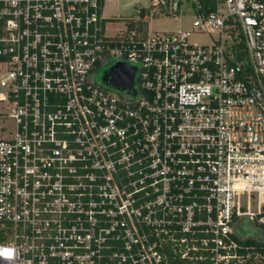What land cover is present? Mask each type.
Returning <instances> with one entry per match:
<instances>
[{"label": "built area", "instance_id": "built-area-1", "mask_svg": "<svg viewBox=\"0 0 264 264\" xmlns=\"http://www.w3.org/2000/svg\"><path fill=\"white\" fill-rule=\"evenodd\" d=\"M104 1L0 0V264H264V0H186L200 42Z\"/></svg>", "mask_w": 264, "mask_h": 264}, {"label": "rangeland", "instance_id": "rangeland-1", "mask_svg": "<svg viewBox=\"0 0 264 264\" xmlns=\"http://www.w3.org/2000/svg\"><path fill=\"white\" fill-rule=\"evenodd\" d=\"M177 1L180 2L178 8L175 10ZM185 1L186 0H105L101 7V15L104 17V31L110 36H117L121 30L126 28L129 22L137 24L147 33L190 29V20L193 13L191 10L187 9ZM188 39L190 41L200 42L206 40L207 35L203 32L191 30ZM111 62L112 60H109L102 64L97 70V76L101 74L104 69H107ZM3 66L4 65L0 63V67L2 68ZM257 209V203L254 201L251 202V210ZM255 224L256 223L250 224L249 221L242 219V225L236 228V230L238 234L242 236L264 237L263 231L259 230L258 226Z\"/></svg>", "mask_w": 264, "mask_h": 264}, {"label": "water", "instance_id": "water-1", "mask_svg": "<svg viewBox=\"0 0 264 264\" xmlns=\"http://www.w3.org/2000/svg\"><path fill=\"white\" fill-rule=\"evenodd\" d=\"M132 69L133 66L122 60H116L101 73L100 79L111 86L128 89L132 85Z\"/></svg>", "mask_w": 264, "mask_h": 264}, {"label": "trees", "instance_id": "trees-1", "mask_svg": "<svg viewBox=\"0 0 264 264\" xmlns=\"http://www.w3.org/2000/svg\"><path fill=\"white\" fill-rule=\"evenodd\" d=\"M263 215H264V213H263ZM258 229L263 231V235H264V220L258 224ZM256 234H257V232H256ZM246 239H247L246 243L253 245L255 251L261 252L264 255V237L257 238L255 236H250L249 238H246ZM256 264H259V263H256Z\"/></svg>", "mask_w": 264, "mask_h": 264}]
</instances>
